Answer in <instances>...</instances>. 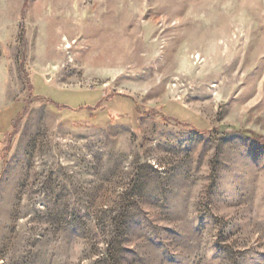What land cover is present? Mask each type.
I'll return each instance as SVG.
<instances>
[{"label":"rangeland","instance_id":"1","mask_svg":"<svg viewBox=\"0 0 264 264\" xmlns=\"http://www.w3.org/2000/svg\"><path fill=\"white\" fill-rule=\"evenodd\" d=\"M0 85V264H264V0H0Z\"/></svg>","mask_w":264,"mask_h":264},{"label":"crops","instance_id":"2","mask_svg":"<svg viewBox=\"0 0 264 264\" xmlns=\"http://www.w3.org/2000/svg\"><path fill=\"white\" fill-rule=\"evenodd\" d=\"M0 87H1V85H0ZM3 95H4V89H3V87H1V89H0V109H2L3 107H1V106L4 105L3 104L4 103V97H3Z\"/></svg>","mask_w":264,"mask_h":264},{"label":"trees","instance_id":"3","mask_svg":"<svg viewBox=\"0 0 264 264\" xmlns=\"http://www.w3.org/2000/svg\"><path fill=\"white\" fill-rule=\"evenodd\" d=\"M244 133H246V134H248V135H252L253 137H255V138H257V139H260V140H263V141H264V138H263V137H261V136L258 135V134H255V133H253V132H251V131H244Z\"/></svg>","mask_w":264,"mask_h":264}]
</instances>
